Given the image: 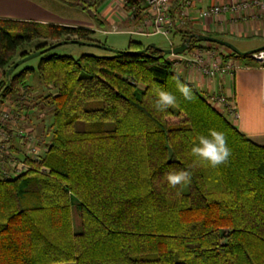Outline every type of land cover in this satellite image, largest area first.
<instances>
[{"label":"trees","instance_id":"obj_1","mask_svg":"<svg viewBox=\"0 0 264 264\" xmlns=\"http://www.w3.org/2000/svg\"><path fill=\"white\" fill-rule=\"evenodd\" d=\"M186 24L171 33L180 44L197 34ZM94 35L83 27L0 20V104L13 106L17 121L47 106L52 115L44 157L23 155L12 143L26 169H0V264H264V147L175 73L171 55L130 40L123 53L74 59L51 54L58 45L39 55L36 69L18 67L7 86L10 66L32 54L20 52L24 44L41 41L35 53L72 40L106 46ZM206 44L223 48L193 39L186 53ZM222 58L251 55L229 50ZM35 73L39 103L31 99ZM174 77L189 86L191 101ZM157 89L174 94L176 105L157 113ZM210 129L224 133L232 152L215 169L191 155L193 141ZM169 171L190 179L170 188Z\"/></svg>","mask_w":264,"mask_h":264},{"label":"crops","instance_id":"obj_2","mask_svg":"<svg viewBox=\"0 0 264 264\" xmlns=\"http://www.w3.org/2000/svg\"><path fill=\"white\" fill-rule=\"evenodd\" d=\"M237 1L256 0H196L189 18L185 20L188 25L184 29L225 40L242 52L263 47L264 8L255 7L241 14H222L208 19L199 15L201 10L212 5ZM258 1L264 4V0ZM175 2L177 6L174 5L172 12L173 22L179 20L177 17L184 0ZM79 3H87V8L82 9ZM128 10L124 0H0V20L83 27L95 31V38L98 32L106 33L109 29L132 35L129 32L135 25L127 18ZM220 53L228 54L224 50H220ZM229 60L237 68L223 76L209 78L201 74L195 65L185 68V64H180L178 72L206 97L225 96L228 104L235 109L234 114L228 113L233 125L253 143L264 147V67L250 58ZM3 72L0 68V83ZM37 85H33L35 89L39 87ZM35 91L39 93L38 89ZM219 111L223 112L221 109Z\"/></svg>","mask_w":264,"mask_h":264},{"label":"built area","instance_id":"obj_3","mask_svg":"<svg viewBox=\"0 0 264 264\" xmlns=\"http://www.w3.org/2000/svg\"><path fill=\"white\" fill-rule=\"evenodd\" d=\"M195 1L196 0H184L182 8L178 14L179 20H176L177 22H173V7L171 0H124L125 5L129 8V10L126 11L129 21L135 22L139 16L144 18L142 19L143 21L139 24V26H137L134 31H130L129 33L139 36L162 35L169 39L172 30H174L176 27L184 26L185 20L186 18H189L190 9L193 7ZM255 7L263 9L264 4L261 1L256 0L252 2L237 1L225 5H212L201 10L199 15L203 19L214 18L222 14L237 15ZM201 52L204 55L201 56L200 54H195V52H193L190 53V55H193V58H185V60L189 65L191 64L190 66L195 65L199 72L206 77L213 78L218 75L223 76L226 73L233 72L235 68H237V65L231 63V60L228 59L223 61V58L217 55V52L210 48L201 49ZM215 54L217 56L216 59L214 58ZM179 57L184 59V56L182 55ZM251 60L257 65L264 67V51L251 54ZM211 102H215L217 105H219V110L221 109L223 112H225L226 108H228L230 114H234L235 109L233 106L231 107L228 104L229 102L225 96L211 97ZM17 117L18 114L14 112V109L0 110V122H5L12 125V128L8 130H4L0 127V158H2L1 151L5 149V147L8 148L10 145H12V143L22 146L21 139L25 137V140H27L26 145H28V148H26L28 156L37 157L38 152H40V147L37 146V143L34 142L32 138L27 137L29 136L27 132L19 129L21 126L19 128L15 127V125H17ZM7 154L10 161L6 162V164L12 167V165L14 166L16 164L15 160L17 158L12 155L10 150L7 151ZM12 160L15 162L12 163ZM22 168L24 169L26 166L25 163L21 161V170H23ZM8 174L14 175L16 173L12 171Z\"/></svg>","mask_w":264,"mask_h":264},{"label":"rangeland","instance_id":"obj_4","mask_svg":"<svg viewBox=\"0 0 264 264\" xmlns=\"http://www.w3.org/2000/svg\"><path fill=\"white\" fill-rule=\"evenodd\" d=\"M133 23H134L135 27L132 28L131 31H134L136 29V27L139 26V23L137 21H135ZM187 24H188V22H187ZM171 37L172 36H170V38L167 39L166 37H164L162 35H152V36L128 35L126 33H120V32H116V31L113 32L112 29H109V31L106 33L104 31H101V32H98L96 34V38L99 39L101 42L105 43L106 47L111 48L113 50H117V51L128 50V43L130 42V40L139 41V42L143 43L145 46L154 44L157 47H160L163 49L174 48V47H176L175 45L179 46L180 42H181L180 39L179 38H171ZM78 41H80V40H78ZM171 42H173V43H171ZM40 45H42L41 41H39V40L33 41L31 43L24 44L21 47V49H19V50H20V52H23V53H32L33 54V53H35L34 51L36 50V48L39 47ZM205 48H210V49L216 51L217 55H219L221 58H222L223 53H220V50H224L226 52H229V49H227L225 47L217 48V47H212V46L206 44V45H202V46L196 47L194 49H191L190 52L186 53L185 55H182V56H185L184 59L179 57V56L171 55L168 57V60L174 64L173 65L174 72L179 74L178 71L181 69L180 64H183V65L185 64V68L190 67L191 64L189 65L187 63V61L185 60V58L192 59L193 55H190V53H193V52H195V54L198 53L202 56L204 54H202L201 49H205ZM50 53L69 56V57H72L74 59H79L84 54L103 56V55H106L107 52L103 49L92 47V46H87V45L64 44V45H61V46L53 49ZM211 58H212V56H211ZM214 58L215 59L217 58L216 54H215ZM20 59H17L16 62ZM39 61H40L39 56L35 57L33 59H30V60L26 61L25 63H23L19 67V70L26 68V67H31V68L36 69L38 64H39ZM36 74L37 73H35L29 77V81L31 83H33V85L35 87L38 86L37 85L38 84V76ZM36 89H38L40 92L39 88H36ZM35 92H36V94L34 93V95L32 96L31 99L35 100V103H39V101H36L37 100L36 96H38L37 95L38 92L37 91H35ZM209 102H210L211 106H213L215 109L219 110V108H220L219 105H217L215 102L214 103L211 102V98L209 99ZM41 105H42V103L40 104V106ZM13 108H14L13 106L0 104V110L13 109ZM45 108H46V110L44 112L39 111L37 109H33L28 114V116L25 114V112L21 113L20 121H16L17 124H19V123L21 124V130L28 133L29 136H27V137L32 138L34 140V142H36V143H37V141L42 142L40 149H39L40 152H38L37 157L31 156V157L35 158V160L41 159L42 157H44L46 150H44L45 148L42 146L44 144H46L48 142V140L50 139V136H48L46 134V128L50 124L49 122L51 121L52 115L49 112H47V110H50V107L47 106ZM227 109L228 108H226V114L225 113L224 114L227 116V118H229L228 113H230V112ZM45 134L47 135L46 138H45ZM21 140L23 141V139H21ZM23 142H24V147L21 146V154L28 155L27 150H26V148H28V145H26L27 140H24ZM6 146H9V145H6ZM9 147H8L9 149L7 147H5V149H3L1 151L2 158H0V169H3L5 171H7L8 173H11L12 171L15 173H17V172L21 173V171H22L21 170V157H22V155L20 156V159L15 160L16 164L14 166L12 165V167H11V166H8L6 164V162L10 161V159L8 158L7 151L10 150V152H11V150H12L15 152V149H16V147H14L13 145H10ZM3 161L5 164L3 163ZM15 161L12 160V163ZM1 164H3V165H1Z\"/></svg>","mask_w":264,"mask_h":264},{"label":"clouds","instance_id":"obj_5","mask_svg":"<svg viewBox=\"0 0 264 264\" xmlns=\"http://www.w3.org/2000/svg\"><path fill=\"white\" fill-rule=\"evenodd\" d=\"M174 78L177 81L176 88L179 93L185 100L191 101L193 97L189 86L185 83H181L178 77ZM176 103L177 98L174 94L161 89L155 91V100L152 106L157 113L165 112L168 108L174 107ZM193 144L191 155L196 157L199 162L214 169L228 163L229 157L232 155L224 133L215 129H210L207 136H197ZM189 179L190 175L186 171H169L165 174V180L170 188L183 185Z\"/></svg>","mask_w":264,"mask_h":264},{"label":"water","instance_id":"obj_6","mask_svg":"<svg viewBox=\"0 0 264 264\" xmlns=\"http://www.w3.org/2000/svg\"><path fill=\"white\" fill-rule=\"evenodd\" d=\"M195 39L196 41L198 42H201V43H211V44H217V45H220V46H223L229 50H231L232 52H234L235 54L239 55V56H248V55H251L253 53H256V52H259V51H264V46L259 48V49H256V50H253V51H249V52H242L240 51L235 45L225 41V40H222V39H219V38H215V37H211V36H208V35H202V34H193L191 36H189L185 42L181 43L179 46H176L174 48H169V49H163V48H160V47H157L156 45L152 44V45H149L151 46L152 48L156 49V50H159V51H162L163 53H165L166 55H175V56H180V55H183L187 52V50L189 49L190 47V43L191 41ZM64 44H79V45H87V43H83L81 41H78V40H72V41H63L59 44H56L55 46L53 47H50L46 50H42L40 52H37V53H34V54H31L25 58H21L20 60H18L17 62H15L12 66H10V68L7 70L6 72V79H7V86L10 85V79H11V75L14 73V71L20 67L23 63H25L26 61L30 60V59H33L35 57H38L39 55L45 53L46 51L48 50H51L52 48L58 46V45H64ZM90 45V44H89ZM93 46V45H91ZM106 51H109V52H114V53H123L124 51H117V50H113L111 48H108L106 46H98ZM146 50V49H145ZM145 50H142V51H139L138 53H141V52H144Z\"/></svg>","mask_w":264,"mask_h":264}]
</instances>
